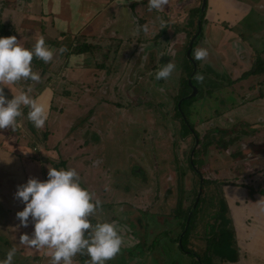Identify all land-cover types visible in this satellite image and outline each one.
<instances>
[{
    "label": "crops",
    "instance_id": "crops-1",
    "mask_svg": "<svg viewBox=\"0 0 264 264\" xmlns=\"http://www.w3.org/2000/svg\"><path fill=\"white\" fill-rule=\"evenodd\" d=\"M202 1L166 0L156 10L148 0H0V36L14 35L26 48L43 37L53 50L48 62L33 57L40 63L32 67L38 80L0 83L6 98L23 91L48 111L44 125L36 128L27 118L30 106L22 105L14 123L0 128V259L15 248L11 264H51L50 249L29 247L24 239V234L31 236L33 225L29 220L21 226L15 215L23 208L14 197L17 186L29 177L46 179L45 166L52 168L57 160L66 168L86 169L84 178L91 181L95 169L85 155L79 157L84 149L76 145L87 133L84 111L95 109L92 121L103 124L99 119L117 106L116 96L138 90V78L132 74L139 65L169 57L187 45L192 27L197 31L200 22L197 50L209 49L204 59L210 64L214 59L232 62L230 85L246 88L244 93L235 90L241 97L231 100V118L240 127L231 136L236 140L232 147L242 151L219 153L213 164L228 204L231 240L227 260L214 256L219 261L213 258V264H264V69L249 72L257 61L264 64V0H207L201 13ZM79 37L90 43L89 50L73 51ZM126 70L131 73L124 78ZM118 120L122 116L106 119L109 124ZM94 132L100 136L98 128ZM237 135L244 138L238 140ZM95 156L105 162L101 154ZM72 264H90V258L86 252L77 253Z\"/></svg>",
    "mask_w": 264,
    "mask_h": 264
},
{
    "label": "rangeland",
    "instance_id": "rangeland-1",
    "mask_svg": "<svg viewBox=\"0 0 264 264\" xmlns=\"http://www.w3.org/2000/svg\"><path fill=\"white\" fill-rule=\"evenodd\" d=\"M194 31L195 28L192 27L189 33L190 38ZM200 37L192 49V56H194V52L197 50ZM188 49V45L179 46L177 47V52L173 51L174 54H177V57H157L152 62L150 60L149 62H145L142 68L140 65V68L136 67L138 70H135L132 74L133 78H138L135 82L141 84L144 79L150 77L151 82H153V79L156 84L154 93L147 92L148 87H146L141 88L139 92L136 91L131 94L125 93L116 96L117 106L107 109L106 112L109 113L108 117L103 115L102 119H99L103 124H99L98 126L95 120L92 121L95 117V109L84 111L83 117L88 118L85 121L87 133L83 136L85 142L81 140V136L76 145L77 148L79 146L81 148L82 146L84 149V153H81L79 157L81 158L85 155L88 161L91 160L90 165L95 169L94 171L92 169V180L87 179L86 181L84 178V175L87 174L86 169L76 168V170L79 180L82 181L81 185L93 193L94 200H100L99 208L94 210V212L100 213L98 214L99 216L97 217L93 212L90 217L97 218L99 222L115 219L117 225L122 229V235L125 237V243L122 245L120 252L105 261V264H198L197 257L199 255L196 256L194 252L199 254L204 253L207 248V240L212 234V227L217 221L216 213L220 211V208L221 210L223 207H226V210L228 208L227 203L219 201L221 187L215 183H207L203 189L204 194L201 195L205 201L196 216L195 226L189 235V243L185 239L183 242L187 243L185 245L186 248L180 246L179 238L183 232L180 224L181 218L176 217L177 211L180 210L179 206L181 205L184 209L189 207L194 198H196L199 186V174H202L205 179H215L214 177L218 175L214 174L215 170L213 169L216 156L219 153L228 156V153L235 154L237 151H242L239 147L237 151L233 149L232 146H234L233 143L236 140L231 142V145L229 143L230 139H233L231 136L234 135V130L240 127H235V122L232 120H222L215 116L216 108H219L224 114L231 116L234 107V105L232 107L229 105L231 99H237L240 93L246 91V88H241L239 87L240 85L235 87L236 89L229 86L228 81H230L231 77L229 69L234 66L232 62L214 59V62L210 64L206 60L207 57L209 58L208 49L206 51V59L203 57L202 59L195 60L196 66H194L193 62L189 59ZM169 61L174 64V69L168 77L170 80L167 78L159 83L161 79H155V73L159 68L164 66V63ZM109 63L112 64V62ZM117 63H120V61L117 60ZM236 64H239V62ZM115 66L117 65L115 64ZM195 68L198 71L193 75L192 82L199 91L192 98L191 104V100H188L181 107L184 108L190 122L194 124L199 133L201 143L197 145H195V140L190 129H188V135L184 136L182 134L181 118L176 114L175 107L176 98L178 99L179 93L182 94V91H187V89L190 91L192 89L191 86H187V82L192 77L189 74H192ZM130 73L126 70L124 78L128 77ZM175 75L180 76L177 82L175 81ZM173 77H175L174 80ZM212 87H217L220 91L217 90L214 94H207L211 92L209 89ZM159 88L161 89L159 90ZM235 90L240 91V93L235 92ZM245 95L246 93L243 96ZM93 96L101 98L99 94ZM215 96H220V99H214ZM179 103L180 101L178 105ZM140 109L144 110L147 114L136 115V112ZM128 112L130 115L127 114ZM120 115H123L124 117H122L125 120L114 121L113 124H109L106 121L110 116L115 119ZM137 117H139L135 125L137 131L133 135L132 132H135L134 127L129 126L128 128L126 127V123L131 125L132 121L130 120L133 119L135 121ZM216 118L222 126L217 124ZM126 119L130 120L127 121ZM213 120H215L214 123ZM106 122L107 124H105ZM90 126L93 129L92 132L89 130ZM217 127L219 130H215ZM96 128L100 131V136L94 132ZM247 130V127L242 129L243 133ZM92 133H95V135L92 136ZM126 138L128 139L127 142L125 141ZM237 138L238 140H242L244 136L237 135ZM38 140H40V137ZM130 142H134V146L137 147L136 150L141 154L138 160L133 158L131 161V157L133 156H131L132 153L130 152L133 151L129 147ZM194 145L196 157L198 158L195 161H199L198 166H196L199 173L192 170L189 166V158L192 156L191 151ZM101 147L102 150H99ZM143 147H148L151 151L150 158L152 163L150 164L153 166V172L150 178L148 177L149 172L143 168L145 166L143 151H141ZM167 149L171 152V157L168 155ZM56 153L58 152L56 151ZM156 153L159 157L164 158L167 164L169 161L171 167L158 168L154 166L158 163L153 161L154 158L159 160L161 166L162 162H164L163 159L160 160L155 157ZM97 154H101L105 162L101 163L102 161L95 160L94 158L97 157L95 156ZM90 157L92 158L90 159ZM128 160L131 161L129 163V167L131 168L129 169H132L135 173L128 174L121 169V166L126 165ZM57 161L54 163V168H66L62 164V160ZM97 163L103 166L99 167ZM139 165H142L140 169ZM48 167L50 166H45L46 169ZM225 170H227V167ZM170 172L174 176L176 175L175 183L179 189L177 193L174 191L165 194L164 190L168 187L167 184L169 182L166 181V177L163 179V176H168ZM117 176L119 178H115ZM134 176L139 178L140 187L136 188L135 191H127L128 193H125L121 186H125L126 190H131L128 188V184H130L128 181ZM89 182H92V184L88 185ZM180 200L182 201L180 202ZM217 228L218 225L215 227V231ZM231 235L230 238L232 237ZM140 239L142 241L138 243ZM214 259L215 261H219L217 257Z\"/></svg>",
    "mask_w": 264,
    "mask_h": 264
},
{
    "label": "clouds",
    "instance_id": "clouds-1",
    "mask_svg": "<svg viewBox=\"0 0 264 264\" xmlns=\"http://www.w3.org/2000/svg\"><path fill=\"white\" fill-rule=\"evenodd\" d=\"M150 9L160 10L166 0H148ZM14 35L0 36V83L16 82L21 78L38 80V73L32 70L31 61L37 57L44 62L52 59L53 50L43 37L38 38L31 48L24 47ZM62 50V49H61ZM207 55L206 50L198 49L193 59ZM174 69L169 61L155 73V79H167ZM202 78V77H201ZM30 106L27 118L36 128L44 125L48 111L42 104L29 98L25 92L6 98L0 91V128L11 126L21 115V106ZM47 178H27L17 186L14 197L23 208L16 212L21 226L29 220L33 231L29 237L24 234L28 246L51 250V264H72L77 253L86 252L90 264H105V261L120 252L125 243L122 229L115 220L92 223L90 215L100 206L99 199L83 187L78 173L73 168L48 167ZM87 230V231H86ZM16 249H10L0 259V264H11Z\"/></svg>",
    "mask_w": 264,
    "mask_h": 264
},
{
    "label": "flooded vegetation",
    "instance_id": "flooded-vegetation-1",
    "mask_svg": "<svg viewBox=\"0 0 264 264\" xmlns=\"http://www.w3.org/2000/svg\"><path fill=\"white\" fill-rule=\"evenodd\" d=\"M199 28V27H198ZM197 31H198V29H197ZM197 31H195L192 35H191V38L189 39V41H188V43H187V45L189 46V48H190V41H191V39H192V37L197 33ZM201 32H202V30H201ZM201 32H200V34H198V36L195 38V40H194V42H193V46H192V49H193V47L196 45L195 44V42L197 41V39L201 36ZM186 46V45H185ZM192 49H191V53H190V55L188 54V56H189V59L193 62V64H194V66H196V62H195V60L196 59H193V56H192ZM169 57H177V54H174L173 53V56L172 55H169ZM183 59V58H182ZM181 62V61H180ZM177 63V62H176ZM176 65V64H175ZM140 67V66H139ZM196 71H198L197 70V68H195L194 69V71H193V73L191 74H189V75H191L192 77L190 78L191 79V82H190V79L188 80V82H187V79H186V82H187V86H191L192 87V89H190V91H188V89H187V91L185 90L184 92L182 91V94L181 93H179V95H178V99L176 98V104H175V107H176V114L178 115V117H180L181 118V126H182V128H183V130H182V134L184 135V136H186V135H188L189 133V131H188V129H190L192 132H191V134H192V136L194 137V140H195V145H197V144H199V143H201V140H200V137H199V133H198V131L196 130V128L194 127V124H192L191 122H190V120H189V118H188V115L186 114V112L184 111V108H182L181 106L182 105H184V103L186 102V101H188V100H191L190 101V104L192 103V98H194V96H196L197 95V93H198V89L193 85V82H192V78H193V75L194 74H196ZM202 72V71H201ZM203 74V73H202ZM177 79H176V78ZM175 77H173V80H174V78H175V81L177 82L178 81V78L180 77H178V75H175ZM166 80V79H165ZM168 80H170L169 78H168ZM141 81V80H140ZM152 81L154 82V80L152 79ZM162 81H164V79H161L160 80V82L159 83H161ZM153 82H151V79H150V77H148V79H144V81H142L141 82V84H140V86L138 87V90H136L137 92H139L140 90H141V88L143 89V88H146V87H148V91L147 92H152V93H154V89H155V87H156V84H155V82L153 83ZM190 82V83H189ZM229 82V84H230V81H228ZM229 86H231V85H229ZM151 91H150V90ZM158 89V88H157ZM161 88H159V90H160ZM181 89H183V87H181ZM211 92H208L207 94H210V93H213L214 94V92L215 91H217V90H219V88H217V87H212V88H210L209 89ZM156 92H158L157 90H155ZM220 91V90H219ZM195 93V95H191L192 93ZM211 96H212V94H211ZM217 98H219L220 99V96L219 97H217V96H215V98L214 99H216V100H218ZM232 100V99H231ZM180 101V104L178 105V102ZM229 105L232 107L233 105H232V102L230 101V103H229ZM148 112V111H147ZM128 115H130L129 114V112L127 113ZM146 115L147 113L144 111V110H139V111H137L136 112V115ZM120 116H123V115H120ZM215 116H217L218 118H220V119H222V120H232V118H231V116H229V115H226V114H224L219 108L217 109L216 108V113H215ZM222 116H223V118H222ZM124 117V116H123ZM122 117V119L123 120H125L124 118ZM130 118H132V117H130ZM138 118L139 117H137L136 119H135V121L132 119V120H130V119H126L127 121H132V124L131 125H129L128 123H126V127H128L129 128V126H133L134 128V130H135V132H132V134L134 135L135 133H136V127H135V125H136V123H137V121H138ZM152 120V119H151ZM216 120V122H217V124L218 125H221L222 126V124L221 123H219L218 122V119L216 118L215 119ZM215 120H213V123H214V121ZM124 125H125V123H124ZM219 130V128L217 127L215 130ZM220 129H221V127H220ZM222 130V129H221ZM128 136H130V135H128ZM134 140V139H133ZM125 141L127 142L128 141V139L126 138L125 139ZM125 141H124V139H123V142L125 143ZM231 142H234L232 139H230V145H231ZM159 145V144H158ZM195 145H194V147L192 148V151H191V157L189 158V166H190V168L192 169V170H194L195 172H197V173H199L198 172V170H197V167L196 166H198V164H199V161L197 160V161H195V159H198L197 157H196V151H195ZM129 147L131 148V150L133 151V152H130V153H132V155L131 156H133V157H131V161L133 160V158L135 159V160H138L139 158H140V153H139V151H137L136 149H137V147L136 146H134V142L133 143H131L130 142V144H129ZM136 150V152H134ZM156 150V149H155ZM141 151H143L142 153H143V158H144V161H145V166H143V168L145 169V171H147V172H149V178L151 177V175H152V172H153V166L150 164V163H152L151 162V158H150V154H151V151L149 150V148L148 147H143V148H141ZM148 152H149V154H148ZM169 151H168V149H167V153H168ZM162 153V152H161ZM129 154V153H128ZM165 154V153H164ZM136 155V156H135ZM166 156H167V154H165ZM168 155L170 156L171 155V152H169L168 153ZM194 156V157H193ZM152 157H154L153 155H152ZM155 157H157L158 159H160V160H162L163 159V161H164V158H162V157H159L158 155H157V153H156V156ZM171 157V156H170ZM169 157V158H170ZM191 160H193V161H191ZM130 160H128L127 161V164L126 165H124V166H121V169H123L124 171H125V173H128V174H131V173H135V172H133V170L132 169H129V168H131V167H129V163L131 162ZM153 161L154 162H158L156 165H154V166H156V167H158V168H168V167H171L170 166V162L168 161V164H167V161H164V162H162V166L160 165V163H159V160H157L156 158H154L153 159ZM142 166V165H141ZM140 165H139V169H140V167H141ZM137 169V168H136ZM170 170H171V168H170ZM120 176V175H119ZM119 176H117V177H115V178H119ZM164 177H166L165 179H166V181H168L169 182V184H167L168 185V187L167 188H165V194H168V193H172V192H174V191H176V193H177V190L179 189V188H177L178 187V185L175 183V178H177L176 177V175L174 176L173 175V173L172 172H170L169 173V175L168 176H163V179H164ZM201 177H203V175L202 174H199V186H198V191H199V188H200V184H201ZM130 178V177H129ZM204 178V177H203ZM215 179H205L204 178V181H203V183H202V194H204V187L206 186V184L207 183H215V184H217V186L219 185L220 186V183H219V181H218V179H216L217 177H214ZM139 180V178L138 177H131L130 178V180L128 181V183H130V184H128V188H130L131 190H126V188H125V186H121V188L123 189V191H125V193H128L127 191H135L136 190V188H139L140 187V181H138ZM182 187V186H181ZM117 188V187H116ZM164 189V188H163ZM180 191H181V189H180ZM198 191H197V195H198ZM220 194H221V196H220V199H222L223 198V196H222V193H221V191H220ZM197 195H196V198H197ZM196 198H194V200H193V202L190 204V206L189 207H187L186 209H184L183 207H182V205H181V203H180V205L181 206H179V208H180V210H178L177 212V215H176V217H180L181 218V221H182V223H184L185 221H186V223H187V220H188V217H189V215H191V217H192V215H193V212L194 211H196V214H195V216H197V214H198V212H199V210H200V208L202 207V204L204 203V198H203V196H201L200 197V199L201 198H203V201H202V204L200 205V207H197L198 206V202H197V204L195 205V201H196ZM199 199V200H200ZM220 199H219V201H220ZM223 200H225L224 198H223ZM182 200H180V202H181ZM163 204V203H162ZM195 205V206H194ZM225 214H226V211H225ZM191 217H190V219H191ZM185 230H186V228H185ZM185 230L183 231V229H182V232H184L185 233ZM182 235V234H181ZM184 236V235H183ZM183 236H182V243H180V238H179V244H180V246L183 248ZM181 237V236H180ZM177 241H178V238H177ZM189 243V242H188ZM192 250V249H191ZM193 252V251H192Z\"/></svg>",
    "mask_w": 264,
    "mask_h": 264
},
{
    "label": "trees",
    "instance_id": "trees-1",
    "mask_svg": "<svg viewBox=\"0 0 264 264\" xmlns=\"http://www.w3.org/2000/svg\"><path fill=\"white\" fill-rule=\"evenodd\" d=\"M91 48L90 43H87V41H84V39H81V37L77 38V43L76 45L72 48L73 51L75 52H82V51H87ZM31 66L35 67L38 66L40 63H38V61H36L35 59H33L31 62ZM264 68V64L261 63V61H257L256 63H254L253 68L249 71L251 72H260L262 71V69ZM35 70V69H34ZM203 198H201L198 202V206L200 207V205L202 204ZM220 202H224L223 198L220 199ZM222 211V212H220ZM220 211H218L216 213V219L217 221L215 222V224L212 227V234L210 236V238L207 240V248L204 251L203 254H199L197 252H194V254L198 256V264H213L214 256L220 257L221 260H227V257L229 256V250H227V247L231 246V240L228 238V233H227V227H226V217H225V211H226V207H223V209ZM196 211L193 212V215L190 219V223L188 228L185 230V224L186 221L183 223V229L185 230L184 236H183V241L186 239L189 242V235L191 233V231L193 230L194 226H195V221H196ZM218 228L215 231V227ZM187 244V243H186ZM183 242V247H185L186 245Z\"/></svg>",
    "mask_w": 264,
    "mask_h": 264
},
{
    "label": "water",
    "instance_id": "water-1",
    "mask_svg": "<svg viewBox=\"0 0 264 264\" xmlns=\"http://www.w3.org/2000/svg\"><path fill=\"white\" fill-rule=\"evenodd\" d=\"M206 5H207V0H203L202 1V5H201V13H202V11L205 9V7H206ZM202 19V15H200V19H199V21ZM201 30H202V27H201V25H200V22H199V28H198V31H197V33L192 37V39H191V41H190V48L188 49V54L190 55V53H191V49H192V46H193V42H194V40H195V38L198 36V34H200V32H201ZM190 82H191V79H190ZM189 82V83H190ZM191 95H195V93L193 92ZM180 104V103H179ZM191 161H193V160H191ZM203 181H204V178L203 177H201V184H200V188H199V191H198V195H197V198H196V201H195V205L197 204V202L199 201V199H200V197H201V195H202V183H203ZM194 205V206H195ZM190 217H191V215H189V217H188V220H187V223H186V229L188 228V226H189V223H190ZM184 235V232L182 233V235H181V237H180V243H182V236ZM201 264H202V262H201Z\"/></svg>",
    "mask_w": 264,
    "mask_h": 264
}]
</instances>
